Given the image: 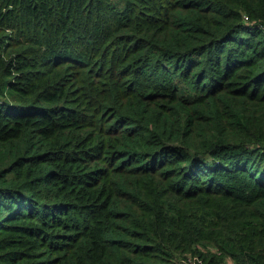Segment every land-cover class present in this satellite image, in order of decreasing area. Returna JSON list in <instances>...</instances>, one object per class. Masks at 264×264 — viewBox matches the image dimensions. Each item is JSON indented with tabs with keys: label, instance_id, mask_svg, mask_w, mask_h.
<instances>
[{
	"label": "trees",
	"instance_id": "16d2710c",
	"mask_svg": "<svg viewBox=\"0 0 264 264\" xmlns=\"http://www.w3.org/2000/svg\"><path fill=\"white\" fill-rule=\"evenodd\" d=\"M0 264H264V0H0Z\"/></svg>",
	"mask_w": 264,
	"mask_h": 264
},
{
	"label": "rangeland",
	"instance_id": "374dc122",
	"mask_svg": "<svg viewBox=\"0 0 264 264\" xmlns=\"http://www.w3.org/2000/svg\"><path fill=\"white\" fill-rule=\"evenodd\" d=\"M115 4L121 6L123 4V0H114Z\"/></svg>",
	"mask_w": 264,
	"mask_h": 264
}]
</instances>
